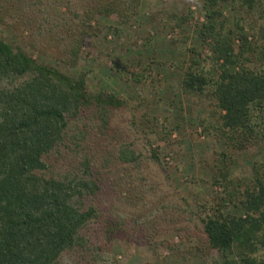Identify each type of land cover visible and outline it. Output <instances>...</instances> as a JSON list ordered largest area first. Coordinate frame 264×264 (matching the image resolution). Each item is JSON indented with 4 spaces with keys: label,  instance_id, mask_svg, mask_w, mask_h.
Here are the masks:
<instances>
[{
    "label": "rangeland",
    "instance_id": "374dc122",
    "mask_svg": "<svg viewBox=\"0 0 264 264\" xmlns=\"http://www.w3.org/2000/svg\"><path fill=\"white\" fill-rule=\"evenodd\" d=\"M261 2V8L250 14L237 1L232 7L224 4L227 30L234 34L241 26L249 38L261 42ZM84 3L33 0L24 9V21L0 27L3 36L19 42L38 62L73 79L85 73L88 93H112L124 102L103 115L85 107L70 120L67 147L52 159L62 173L82 168L85 155L95 168L105 164L106 186L98 197V209L119 224L108 244L100 225L91 222L83 234L96 255L65 253L59 263L221 264L218 253L207 246L200 220L224 196L211 180L214 159L224 146L209 128L214 121L211 101L205 94L183 92L182 70L176 67L186 60L187 48H199L201 0H140L128 20L115 15L96 18L94 35L82 47L77 66L68 68L58 60L68 38L58 35L66 34ZM174 16L188 21L178 26ZM133 76L144 78L137 83ZM122 149L132 151L137 160L124 163L119 159ZM232 157V177L248 183L252 167L264 163V141ZM225 213H234L231 205ZM255 256L264 264V249Z\"/></svg>",
    "mask_w": 264,
    "mask_h": 264
},
{
    "label": "trees",
    "instance_id": "16d2710c",
    "mask_svg": "<svg viewBox=\"0 0 264 264\" xmlns=\"http://www.w3.org/2000/svg\"><path fill=\"white\" fill-rule=\"evenodd\" d=\"M32 1L0 0V27L24 21V9ZM84 1L66 34H57L68 38L58 57L68 68L77 66L82 47L94 35L96 18L128 20L140 2ZM235 1L249 14L262 6L261 0H201L199 48H187L186 60L176 67L182 70L183 92L205 94L211 101L214 121L209 128L224 146L211 167L212 183L224 196L200 220L207 246L218 253L221 264H262L255 254L264 249V163L254 165L248 183H241L232 177V153L264 141V36L259 42L241 26L234 34L227 30L222 6L232 7ZM173 19L178 26L188 21ZM142 78L133 76L137 83ZM123 104L112 93H88L85 73L73 79L0 33V264H60L65 253L96 255L83 234L91 222L112 243L119 224L97 204L106 186L105 164L95 168L85 155L82 168L62 173L52 159L67 147L70 120L85 107L103 115ZM152 157L158 161L154 152ZM119 159L137 160L127 149L119 152ZM230 205L234 213H225Z\"/></svg>",
    "mask_w": 264,
    "mask_h": 264
}]
</instances>
